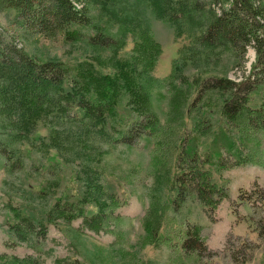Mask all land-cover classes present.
Wrapping results in <instances>:
<instances>
[{
  "label": "trees",
  "instance_id": "1",
  "mask_svg": "<svg viewBox=\"0 0 264 264\" xmlns=\"http://www.w3.org/2000/svg\"><path fill=\"white\" fill-rule=\"evenodd\" d=\"M92 1L0 0V12L13 10L19 22L44 36L64 33L67 39L84 40L92 48L111 49V65L116 70L113 76H97L93 66L85 63L79 65L74 78L63 63L37 61L0 29L2 109L8 115L16 114L23 125L39 118L67 119L80 138L102 136L113 145L126 147L149 143L147 166L155 175L156 187L140 223L146 244L163 245L169 251L167 264H264V183L253 181L235 201L228 186L218 184L212 171L204 166L211 162L218 173L245 163L264 169V99L256 106L249 104L264 86V0H137L148 5L156 18L175 28L183 21L192 26L194 34L189 44L178 51L177 61L181 64L224 53L232 55L237 63L239 55L243 57L248 48L253 50L254 61L241 80L195 77L186 89L176 84L186 78L177 74L175 65L165 77L151 75L161 47L140 15L119 16L113 12L117 28L99 27L89 15ZM72 25L91 26L95 31L84 34L70 29ZM128 33L133 34L132 54L125 60L116 59L115 53L125 44ZM194 85V95L190 96L189 89ZM151 96L157 103L166 102L162 122L150 110ZM119 100L134 107L135 113L122 129L107 121L116 117ZM185 117L192 121L191 128L185 124ZM56 133L58 130L52 126L50 136ZM224 135L231 145L222 140ZM205 136H212L211 145L221 153L214 161L187 150L190 140ZM234 145L232 153L230 147ZM0 158L7 172L18 171L22 164L19 156L1 141ZM83 171L82 195L76 201L67 197L55 201L45 214V222L59 219L70 225L80 219L78 231L115 235V229L128 217L117 211L118 200L105 183L92 176L89 168ZM161 178L167 179L168 201L161 199ZM224 199L233 212H237L238 205L248 207L243 218L256 234L254 239L247 233L228 230L220 247L208 245L212 225L191 221L187 203L194 202L213 223L214 213ZM88 207L90 214H86ZM11 209L15 221L9 227L19 240L25 242L34 236L40 242L46 238L44 223H35L18 209ZM11 257L10 264H49L31 254ZM52 264L66 262L55 258Z\"/></svg>",
  "mask_w": 264,
  "mask_h": 264
},
{
  "label": "rangeland",
  "instance_id": "2",
  "mask_svg": "<svg viewBox=\"0 0 264 264\" xmlns=\"http://www.w3.org/2000/svg\"><path fill=\"white\" fill-rule=\"evenodd\" d=\"M215 7V6H214ZM119 16L140 15L150 26L154 39L160 44L161 52L151 75L157 78L169 74L173 65L179 69L186 81L179 79L176 84L183 89L196 77L226 76L239 81L247 73L254 61V52L248 48L245 55L236 63L229 53L217 58L199 59L181 64L178 60L179 48L189 44L192 26L183 21L177 28L154 16L149 6L137 0H94L91 2L89 15L96 26L117 27L115 14ZM115 22H114V21ZM0 29L4 36L14 40L28 55L37 61H59L69 68V74L77 77L80 64L89 63L94 73L115 74L111 65V49L99 50L88 46L86 41H72L64 33L44 36L19 22L13 10L0 12ZM70 29L92 35L91 26L72 25ZM178 33V35H177ZM133 34L128 33L125 44L115 53V58L125 60L132 54ZM67 89V86H65ZM194 95L195 85L190 89ZM264 99V86L253 95L249 104L256 106ZM4 104H0V141L12 149L22 160L18 171L7 172L4 160L0 158V264H10L11 255L23 257L26 254L40 256L46 263L52 264L55 258H63L66 264H167L169 251L163 245H152L144 242V232L140 217L145 210L150 194L153 193L155 175L149 172L148 151L150 144L145 142L140 147L113 145L102 136L80 138L67 119L48 120L39 118L23 125L19 117L8 115ZM150 110L162 122L166 102L157 103L151 96ZM134 107H129L123 100L116 104V117L108 119L110 126L119 129L125 127L128 120L134 117ZM210 112V109H207ZM213 113V112H212ZM185 124L191 128L192 121L185 117ZM59 133L51 137V127ZM233 137L236 133L231 130ZM212 136L190 140L187 150L190 154L198 152L201 158L216 160L221 153L211 145ZM225 143L232 144L222 136ZM235 152V145L230 147ZM88 157H87V156ZM87 158H86V157ZM206 169L212 171V177L218 184H226L231 196L237 201L240 191L250 187L253 181L264 183V169L261 166L245 163L233 168L221 169L218 173L213 163H206ZM87 167L105 183L119 203L118 212L126 215L113 234H92L76 230L80 219L66 225L59 219L54 223L45 222V214L52 204L67 197L76 201L84 191L83 168ZM161 199L169 200L167 179L161 178ZM156 187V185H155ZM92 205V204H91ZM16 208L35 223H44L47 235L43 241H36L34 236L28 241L19 240L10 230L15 221L12 209ZM187 213L191 221L200 224H211L213 233L207 243L210 247H220L228 230L236 234L247 233L252 239L256 234L251 231L249 223L243 217L248 211L245 205H238L237 212L227 200H222L214 213L215 221L211 223L202 210L192 201L187 203ZM91 208L86 209V214ZM237 214V215H236Z\"/></svg>",
  "mask_w": 264,
  "mask_h": 264
}]
</instances>
